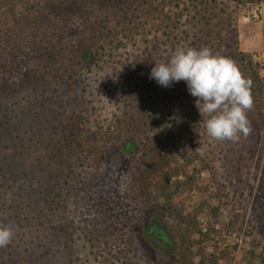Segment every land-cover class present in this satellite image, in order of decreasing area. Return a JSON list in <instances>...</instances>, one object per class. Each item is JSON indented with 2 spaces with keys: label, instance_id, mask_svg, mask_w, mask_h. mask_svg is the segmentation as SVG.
Returning <instances> with one entry per match:
<instances>
[{
  "label": "rangeland",
  "instance_id": "obj_1",
  "mask_svg": "<svg viewBox=\"0 0 264 264\" xmlns=\"http://www.w3.org/2000/svg\"><path fill=\"white\" fill-rule=\"evenodd\" d=\"M258 1L0 0V226L14 232L0 264H180L145 232L163 203L157 177L147 181L161 151L197 171L174 203L215 230L192 236L194 264L198 251L264 264V22L248 20ZM178 47H207L251 82L238 141L210 140L184 81L149 78Z\"/></svg>",
  "mask_w": 264,
  "mask_h": 264
},
{
  "label": "clouds",
  "instance_id": "obj_2",
  "mask_svg": "<svg viewBox=\"0 0 264 264\" xmlns=\"http://www.w3.org/2000/svg\"><path fill=\"white\" fill-rule=\"evenodd\" d=\"M149 78L165 88L186 83L190 95L197 98L200 115L207 117L204 126L210 140L236 142L250 131L251 82L233 61L211 49L178 47L166 62L154 63ZM13 236L11 227L0 226V248L8 246Z\"/></svg>",
  "mask_w": 264,
  "mask_h": 264
},
{
  "label": "trees",
  "instance_id": "obj_3",
  "mask_svg": "<svg viewBox=\"0 0 264 264\" xmlns=\"http://www.w3.org/2000/svg\"><path fill=\"white\" fill-rule=\"evenodd\" d=\"M234 1L237 4L244 2V0ZM237 57L243 58L245 56L242 53H237ZM89 58L90 52L83 51L82 59L89 62ZM254 79L257 80V76H255ZM255 82L258 83V81ZM166 141V143H160V145L169 147L168 142L170 139H166ZM136 149L137 146L133 143L127 142L122 150L130 153L131 151L134 152ZM163 154L164 151H161L154 161L153 159L150 160L153 161V165L147 171V181H149L150 175L157 177L154 188L157 191L159 199L162 200L163 203L161 207L158 206L159 210L156 213L154 212L151 214L150 222L145 228V232L148 238L159 246V249L164 252L169 251V253L177 256L180 264H194L195 255L191 251L195 247L196 242L194 243L192 236L196 232L199 234L200 241H204L206 240V237L211 232H215V230L214 227H210V225H208L206 232H202L201 229H199L198 221H195V219H190L191 222L187 220L188 217L184 215L183 210L179 209V207L174 203V198L179 195L180 188L182 186L190 187L194 183V176L197 174V171H193L194 174L190 176L188 175V171L186 169L190 165L188 160L185 161V164L178 166V162L176 160L168 159L164 157ZM137 169L140 171V168ZM182 178L183 180H181ZM173 179H175L174 182H172ZM142 181L140 180L141 184H143ZM162 211H164V216L168 215L171 218L177 219L176 223L181 226L178 231L180 230L183 232L184 229V232L192 233L188 235L189 240L183 241L182 239H175L173 232L167 230V226L163 223V216H159ZM196 254L199 257L198 264H206V261H210L212 264H217L219 260L214 255H205L201 251H198Z\"/></svg>",
  "mask_w": 264,
  "mask_h": 264
},
{
  "label": "built area",
  "instance_id": "obj_4",
  "mask_svg": "<svg viewBox=\"0 0 264 264\" xmlns=\"http://www.w3.org/2000/svg\"><path fill=\"white\" fill-rule=\"evenodd\" d=\"M248 20L258 23L264 22V0H259L250 10Z\"/></svg>",
  "mask_w": 264,
  "mask_h": 264
}]
</instances>
